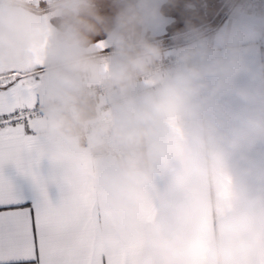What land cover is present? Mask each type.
Listing matches in <instances>:
<instances>
[{
	"label": "clouds",
	"instance_id": "obj_1",
	"mask_svg": "<svg viewBox=\"0 0 264 264\" xmlns=\"http://www.w3.org/2000/svg\"><path fill=\"white\" fill-rule=\"evenodd\" d=\"M225 4L169 50L176 0H0V72L40 74V49L34 148L61 177L88 164L97 252L264 264V4Z\"/></svg>",
	"mask_w": 264,
	"mask_h": 264
},
{
	"label": "snow or ice",
	"instance_id": "obj_2",
	"mask_svg": "<svg viewBox=\"0 0 264 264\" xmlns=\"http://www.w3.org/2000/svg\"><path fill=\"white\" fill-rule=\"evenodd\" d=\"M33 51L40 74L26 78L15 70L0 72V165L19 163L20 153L34 146L30 133L37 117L36 88L43 59L40 49ZM91 176L88 164L82 162L72 174L62 177L68 191L60 204L52 205L45 196L34 208L0 210V264H5V256H28L37 264H137L136 250L128 246L107 253L95 250ZM8 191L0 183V199Z\"/></svg>",
	"mask_w": 264,
	"mask_h": 264
},
{
	"label": "crops",
	"instance_id": "obj_3",
	"mask_svg": "<svg viewBox=\"0 0 264 264\" xmlns=\"http://www.w3.org/2000/svg\"><path fill=\"white\" fill-rule=\"evenodd\" d=\"M187 4L195 6V12L185 10ZM106 15L114 9L106 2L102 8ZM172 23L158 34V40L165 49L174 46V36L184 30L186 21L213 30L225 25L230 17L225 0H176V6L167 10ZM105 53L111 51L104 35L95 38ZM260 55L264 58V43L260 45ZM34 139V130L30 133ZM0 183L8 188V194L0 199V210L3 208L30 209L40 204L45 196L52 205H58L68 191V185L60 174L55 172L48 162L42 159L33 146L30 151L20 153L19 163L8 162L0 165ZM5 264H37L28 256H5Z\"/></svg>",
	"mask_w": 264,
	"mask_h": 264
},
{
	"label": "built area",
	"instance_id": "obj_4",
	"mask_svg": "<svg viewBox=\"0 0 264 264\" xmlns=\"http://www.w3.org/2000/svg\"><path fill=\"white\" fill-rule=\"evenodd\" d=\"M258 3H261V4H264V0H257ZM167 62V61H165ZM35 115L38 116L39 115V111H38V108L36 109L35 111Z\"/></svg>",
	"mask_w": 264,
	"mask_h": 264
}]
</instances>
